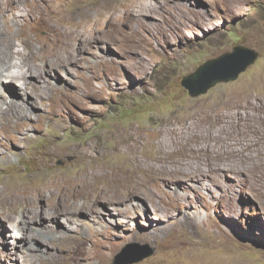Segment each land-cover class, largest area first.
Returning <instances> with one entry per match:
<instances>
[{
	"label": "rangeland",
	"instance_id": "obj_1",
	"mask_svg": "<svg viewBox=\"0 0 264 264\" xmlns=\"http://www.w3.org/2000/svg\"><path fill=\"white\" fill-rule=\"evenodd\" d=\"M0 43V264H124L128 249L151 251L131 264H264V115L214 121L264 99V0H0ZM238 45L256 61L191 97L182 78ZM186 130L210 157L172 153L194 170L147 175L156 146ZM87 172L117 201L80 213L82 194L57 196ZM26 209L56 242H28Z\"/></svg>",
	"mask_w": 264,
	"mask_h": 264
},
{
	"label": "bare ground",
	"instance_id": "obj_2",
	"mask_svg": "<svg viewBox=\"0 0 264 264\" xmlns=\"http://www.w3.org/2000/svg\"><path fill=\"white\" fill-rule=\"evenodd\" d=\"M41 25V24H40ZM33 38V37H32ZM56 38V37H55ZM24 41V40H23ZM32 41V40H31ZM7 42V41H6ZM2 43H0L1 45ZM4 45V44H3ZM8 44H6L7 46ZM11 45V43H10ZM26 46V45H25ZM10 47V46H8ZM33 47V46H31ZM6 48V47H5ZM4 48V49H5ZM11 48V47H10ZM59 48V47H57ZM3 49V48H2ZM2 52V50L0 51V53ZM16 52V51H15ZM40 52V51H39ZM35 54L38 55V52L36 53L34 51ZM34 53H30L29 56L33 59H36V55ZM51 54V53H50ZM15 55V54H14ZM28 55V54H27ZM41 55V54H40ZM4 58V56H2V58L0 59V61H2ZM9 58V57H8ZM7 58V59H8ZM26 58V57H25ZM39 57H37L38 59ZM5 59V58H4ZM13 59V58H12ZM28 59V58H27ZM36 59V60H37ZM10 60H8L7 62H9ZM25 61V60H24ZM35 61V60H34ZM18 62V61H17ZM4 64V63H3ZM29 64V63H28ZM7 65V64H6ZM5 65V66H6ZM3 66V67H5ZM1 67V65H0ZM27 67V65H26ZM30 67V66H29ZM30 69V68H29ZM28 69V71H29ZM40 72H42V68H39L36 76L37 75H40ZM33 73V72H32ZM27 74V73H26ZM35 74V73H34ZM17 75V74H16ZM18 75H20L18 73ZM22 75V74H21ZM20 79H25V76H19ZM10 79V78H9ZM13 79V78H12ZM10 79V80H12ZM14 81V80H13ZM28 81V80H27ZM19 83V82H18ZM28 83V82H26ZM21 84V83H20ZM23 85V84H22ZM30 85V84H29ZM23 87V86H22ZM25 87V86H24ZM27 89V88H26ZM253 99V98H252ZM237 101V100H236ZM16 105V104H15ZM229 108H231L233 110V114H234V117L232 118H229L227 119V116L224 115L223 113H219L218 111L216 112V119L214 121H216L217 123H223V121H225V124H229V125H232V126H235L236 124H238L240 121H243V120H247L249 118L250 121L254 120V116H251L252 113L250 111H254V112H258L259 114H263L264 115V99H259V98H255L253 100H246L244 101L243 103H238V102H230V104H228ZM9 110V109H8ZM11 111V110H10ZM12 112V111H11ZM19 114V113H18ZM17 115V114H16ZM257 121V120H256ZM233 128V127H232ZM220 129V128H219ZM248 129V128H247ZM216 130V129H215ZM224 130V129H223ZM218 131V130H217ZM208 132V131H207ZM184 133V131H181L180 134ZM219 133V132H218ZM179 134V135H180ZM188 134L190 135V130H186L185 131V134H183L184 136L180 139L176 138L174 141L172 142H169V141H164L162 142L161 144H159V146L157 145L156 146V156L154 157L155 158V163L156 164H149L147 167H146V174L149 175L150 177H153L155 180L157 177L159 176H166L167 178L169 179H178L179 176H178V173L179 172H182V171H185V170H188V169H193L191 168V166L189 165V163H180V162H177L176 163V160L174 158H172V160L170 159V156L172 153L176 154L178 153L179 155L181 156H185V155H190L191 157L195 156V157H207L206 159H208L209 156H207L209 153H210V145L205 149H199L198 147L197 148H193L192 146H189L188 142H189V138H188ZM204 134V133H203ZM220 135V134H219ZM227 135V134H226ZM134 138L136 139V143L132 142V144H129V147L128 148H131V150H134L136 149L137 147V144L138 143H142L141 142V138L139 135L137 134H134L133 135ZM176 136V135H175ZM198 136V135H197ZM206 136V135H205ZM202 137V136H201ZM167 138V137H166ZM203 138V137H202ZM210 138V137H209ZM214 138V137H213ZM222 138V137H221ZM174 139V138H173ZM201 139V138H200ZM168 140V139H167ZM220 140V139H219ZM218 140V143L220 142ZM215 142V140H214ZM222 142L224 144V146L226 145L227 148L229 149L230 151V148L233 146V142L230 141V142H224V140L222 139ZM217 143V142H216ZM143 144V143H142ZM145 144V142H144ZM170 145H178V147H176L175 151H170L169 149H173V148H170L169 146ZM203 146V145H202ZM206 146V145H205ZM216 146V145H215ZM225 146V147H226ZM212 147V146H211ZM210 148V149H209ZM214 149V147H212ZM219 150V149H218ZM75 151V150H74ZM213 151V150H212ZM226 151V150H225ZM215 152V150H214ZM218 154V153H217ZM222 155V154H221ZM214 157V156H213ZM184 158V157H183ZM134 159V158H133ZM136 159V158H135ZM216 159V158H215ZM132 161V160H131ZM135 161V160H134ZM140 161V160H139ZM152 162V161H151ZM172 163V164H171ZM176 163V166H174ZM211 163V162H210ZM131 164V162H130ZM133 164V163H132ZM159 164V165H157ZM166 164V166L164 165ZM190 166V167H182V166ZM134 166V165H133ZM172 166L174 167V169L172 168ZM195 166V165H194ZM145 167V166H144ZM212 167V166H211ZM198 168V167H197ZM199 169V168H198ZM197 169V170H198ZM194 170V169H193ZM202 169H200L201 171ZM189 171V170H188ZM187 172V171H186ZM193 172V171H192ZM195 172V171H194ZM184 173V172H183ZM200 173V172H199ZM198 173V174H199ZM93 174V173H92ZM125 174V173H124ZM202 174V173H201ZM127 176H130V177H133V182H134V185H136V183L138 182V179L133 175V173L131 172H128ZM178 176V177H177ZM201 176V175H200ZM125 177V176H124ZM181 177V176H180ZM184 177V176H183ZM196 177V176H195ZM91 178V173L87 172L86 174H84L83 177H78V180H80L82 183H72V182H69L67 181L64 185L63 184H60L58 186V190H57V196L58 197H61L63 195H73L75 193H78V194H82V198H84V201L80 202L79 204H75L73 205L74 207V210L78 211V212H84V213H89V212H92V205L96 203L97 200L99 199H102L104 200V202L108 201L110 202L111 200L113 201H117V199H112L111 197H108L106 195V193H104L103 191V188H104V184H98V183H91L88 179ZM98 178V177H97ZM95 178V179H97ZM106 178V177H105ZM160 178V177H159ZM163 178V177H162ZM185 178V177H184ZM191 178V177H190ZM86 180H88L87 182H85ZM93 181V180H91ZM143 184V183H142ZM131 188V191H134L135 188L134 186L133 187H130ZM28 190V189H27ZM39 190L40 189H37V190H34V193L32 192H29V191H23V192H20V195H16L14 200L15 202H18L17 200H20V201H25V202H28V203H31L32 205V196L33 195H39ZM124 190V189H123ZM138 190V189H136ZM128 195H130V190L127 189L126 190ZM142 191V190H141ZM138 192V191H137ZM133 193V192H132ZM136 193V192H135ZM133 193V194H135ZM144 193V192H143ZM77 194V195H78ZM0 197H1V193H0ZM6 197V196H5ZM2 198V197H1ZM65 198V197H64ZM63 199V197H62ZM79 199V198H78ZM1 200V199H0ZM13 200V201H14ZM66 202L68 200V197L65 198ZM80 200V199H79ZM7 201V199L5 200ZM9 202V201H8ZM63 203L65 204V201H63ZM3 204V203H2ZM63 204V206H64ZM71 204V203H70ZM5 206V204H4ZM7 206V205H6ZM9 206V205H8ZM72 206V205H71ZM67 207V206H66ZM64 208V207H63ZM95 210V209H94ZM73 211V210H72ZM71 213V212H70ZM2 214V213H1ZM12 214V213H11ZM59 213L58 212H55L54 210L53 211H50L49 216H51L52 218H54L56 220V218L58 217ZM4 215V213H3ZM8 213L5 215L8 217ZM40 211L39 212H35V213H29L28 210L26 209L25 211L21 212L20 213V221H19V224H18V227H21V231H22V235H29L27 237L29 238H33L34 240L30 239L28 242H36V240L40 239L39 240V243L40 244H45L46 246H48L45 241L48 240L49 243L50 241L54 239V236L53 234L51 235V231H47V229L43 230L42 231V228L41 226L43 227H47V224H43L42 221H41V218H40ZM77 215V214H76ZM90 215V214H89ZM2 216V215H1ZM37 216V218H36ZM7 217H3V218H7ZM43 217V215H42ZM45 217V216H44ZM69 217V216H67ZM65 217V218H67ZM9 219V217H8ZM35 221H40V224L38 226H34V225H31L33 224ZM76 221V220H74ZM69 231V230H68ZM55 232V231H54ZM60 233V232H59ZM32 235V236H31ZM40 236V237H37V236ZM47 239H44L45 237H47ZM58 236V235H56ZM24 237V236H23ZM37 237V238H36ZM42 237V238H41ZM28 239V238H27ZM36 239V240H35ZM66 240L63 239V242H65ZM56 242V241H55ZM54 242V243H55ZM62 242V243H63ZM71 242V241H70ZM73 242V241H72ZM38 243V244H39ZM79 243V242H78ZM60 244V243H59ZM66 244V242H65ZM57 245V244H56ZM77 245V244H76ZM80 245V244H79ZM30 246V245H29ZM45 246V247H46ZM52 246V245H50ZM69 246V245H68ZM66 247V246H65ZM76 247V246H75ZM53 248V247H52ZM69 248V247H68ZM44 249V248H43ZM67 250V248H66ZM69 250V249H68ZM74 250V249H73ZM62 251V250H61ZM54 253V252H53ZM77 254V253H76ZM50 255V254H49ZM65 256V255H64ZM48 257V256H47ZM63 257V256H62ZM77 257V256H76ZM58 258V257H57ZM63 260V259H62ZM77 262V261H76ZM53 263V262H52ZM30 264V263H29ZM55 264V263H54ZM59 264V263H58ZM63 264V263H62ZM77 264V263H75Z\"/></svg>",
	"mask_w": 264,
	"mask_h": 264
},
{
	"label": "water",
	"instance_id": "obj_3",
	"mask_svg": "<svg viewBox=\"0 0 264 264\" xmlns=\"http://www.w3.org/2000/svg\"><path fill=\"white\" fill-rule=\"evenodd\" d=\"M257 57L258 54L254 50L241 45L235 46L232 52L208 60L200 65L196 71L184 76L181 85L191 97H196L218 83L237 79L256 61ZM136 251L135 249L125 250L120 258H131L126 260V263L131 264L151 254V251Z\"/></svg>",
	"mask_w": 264,
	"mask_h": 264
}]
</instances>
